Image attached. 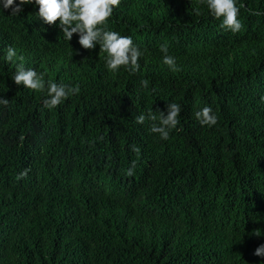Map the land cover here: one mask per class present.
I'll use <instances>...</instances> for the list:
<instances>
[{"label":"trees","instance_id":"trees-1","mask_svg":"<svg viewBox=\"0 0 264 264\" xmlns=\"http://www.w3.org/2000/svg\"><path fill=\"white\" fill-rule=\"evenodd\" d=\"M238 3L233 33L203 0H120L110 26L145 51L135 73L78 34L36 30L31 5L0 10V57L13 45L81 89L49 109L0 59V264H264V0ZM168 102L180 124L162 139L135 117ZM205 105L216 125L195 117Z\"/></svg>","mask_w":264,"mask_h":264},{"label":"clouds","instance_id":"clouds-1","mask_svg":"<svg viewBox=\"0 0 264 264\" xmlns=\"http://www.w3.org/2000/svg\"><path fill=\"white\" fill-rule=\"evenodd\" d=\"M206 3L210 15L221 20V26L233 33L243 28V21L240 18L241 6L238 0H203ZM120 4V0H0V10L10 9L9 16H21L26 6L31 5L37 8L38 19L41 21L40 28L44 25H56L63 33L64 39L69 43L73 34H78V43L84 49H95L97 44L100 50L105 53V67L111 72H119L124 66L130 72H138L141 68L140 59L145 51L133 41L130 35H122L119 31L110 26V18L114 9ZM195 11L200 13V8ZM163 52V63L172 70H176L177 58L169 53L167 43L161 44ZM5 62L14 66L15 71L11 75L17 85H24L30 90L46 91L43 100L45 107L51 109L64 103L70 96L80 93V86L57 82L52 79L47 81L44 73L38 72L34 67H25L24 55L18 53L13 45H7L6 53L0 57ZM149 81L144 79L142 84L146 87ZM9 99L0 96V104L7 105ZM181 105L176 102H168L166 109H159L158 113L149 110L148 113L141 112L135 117L138 123L146 120L152 121L150 131L159 134L162 139H168L173 129L180 124ZM195 117L201 125H216L218 116L210 105L197 110ZM133 150L139 151L136 146ZM25 169L19 175L24 177L28 174ZM135 162L129 167L127 174L133 175ZM255 254L264 256V243L258 245Z\"/></svg>","mask_w":264,"mask_h":264}]
</instances>
